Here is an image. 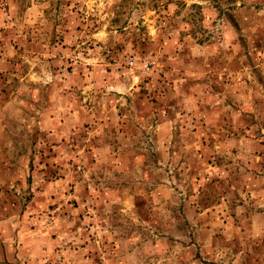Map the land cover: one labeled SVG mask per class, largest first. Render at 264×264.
<instances>
[{
  "label": "rangeland",
  "instance_id": "rangeland-1",
  "mask_svg": "<svg viewBox=\"0 0 264 264\" xmlns=\"http://www.w3.org/2000/svg\"><path fill=\"white\" fill-rule=\"evenodd\" d=\"M0 264H264V0H0Z\"/></svg>",
  "mask_w": 264,
  "mask_h": 264
}]
</instances>
